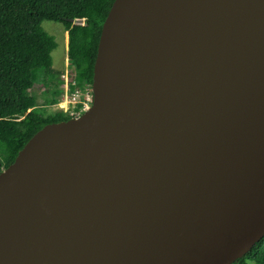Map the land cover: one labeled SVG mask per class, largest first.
Listing matches in <instances>:
<instances>
[{
    "label": "water",
    "instance_id": "95a60500",
    "mask_svg": "<svg viewBox=\"0 0 264 264\" xmlns=\"http://www.w3.org/2000/svg\"><path fill=\"white\" fill-rule=\"evenodd\" d=\"M92 85L0 173V264H236L263 239L264 0H115Z\"/></svg>",
    "mask_w": 264,
    "mask_h": 264
},
{
    "label": "trees",
    "instance_id": "16d2710c",
    "mask_svg": "<svg viewBox=\"0 0 264 264\" xmlns=\"http://www.w3.org/2000/svg\"><path fill=\"white\" fill-rule=\"evenodd\" d=\"M114 1L0 0V173L45 125L70 119L63 111L39 114L31 101L35 86L52 93L63 81L53 62L57 42L44 21L61 23L69 33L75 90L93 84L103 24ZM250 262L264 264V237L236 264Z\"/></svg>",
    "mask_w": 264,
    "mask_h": 264
},
{
    "label": "rangeland",
    "instance_id": "374dc122",
    "mask_svg": "<svg viewBox=\"0 0 264 264\" xmlns=\"http://www.w3.org/2000/svg\"><path fill=\"white\" fill-rule=\"evenodd\" d=\"M44 29L51 35H53L57 42V47L53 51V62L55 70L61 74V76L67 72L72 73L70 67V62L72 61L71 51L68 43V32L65 30L63 24L55 21H44ZM64 80V78L62 77ZM43 86L37 85L31 90V101L36 105H43L37 107L35 110L37 113L44 116L53 114L59 111L56 104L61 101L64 97V91L59 89V86L54 87L52 93H47ZM62 93V94H61ZM2 157L0 151V158ZM4 168L3 170H5ZM250 264H255V262H250Z\"/></svg>",
    "mask_w": 264,
    "mask_h": 264
},
{
    "label": "built area",
    "instance_id": "2783aa9c",
    "mask_svg": "<svg viewBox=\"0 0 264 264\" xmlns=\"http://www.w3.org/2000/svg\"><path fill=\"white\" fill-rule=\"evenodd\" d=\"M62 77L64 80L60 83L59 89L64 91V97L56 104V107L59 111L67 113L70 119H79L92 108L94 101L93 85L87 84L71 90V85H76V82L72 81L70 73L67 72Z\"/></svg>",
    "mask_w": 264,
    "mask_h": 264
},
{
    "label": "crops",
    "instance_id": "0c3cea01",
    "mask_svg": "<svg viewBox=\"0 0 264 264\" xmlns=\"http://www.w3.org/2000/svg\"><path fill=\"white\" fill-rule=\"evenodd\" d=\"M68 43H69V34H68ZM34 89V88H33ZM45 92V91H44ZM39 106H43V105H38L37 107H39ZM37 107H36V109H37Z\"/></svg>",
    "mask_w": 264,
    "mask_h": 264
}]
</instances>
